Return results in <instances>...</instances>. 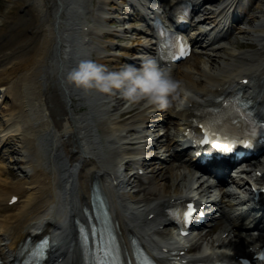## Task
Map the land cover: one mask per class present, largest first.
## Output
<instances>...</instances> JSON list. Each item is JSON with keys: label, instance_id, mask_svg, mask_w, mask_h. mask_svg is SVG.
Here are the masks:
<instances>
[{"label": "bare ground", "instance_id": "1", "mask_svg": "<svg viewBox=\"0 0 264 264\" xmlns=\"http://www.w3.org/2000/svg\"><path fill=\"white\" fill-rule=\"evenodd\" d=\"M185 1L193 6L194 58L178 68L159 61L158 40L140 14L129 16L128 6L162 2L159 7L168 15ZM239 1L0 3V93L11 98V105L0 112V158L6 152L17 155L11 165L0 163L3 264L21 262L26 244L44 235L50 241L44 264H84L78 229L95 221L94 185L108 204L124 264H136L134 241L162 264L252 260L258 243L264 245V237L253 235L264 226V144L245 170L233 166L222 181L215 174L199 176L196 150L189 148L195 142L192 136L201 134L199 113L223 109L238 94L264 116V1L254 0L258 4L247 9ZM151 13L157 14L153 9ZM127 19H137L138 24L110 27ZM244 20L245 26H236ZM232 32L235 36L230 38ZM116 37L128 41L118 44ZM147 57H154L181 82L168 107L147 97L129 102L120 90L79 88L66 79L81 59H97L118 69L128 63L140 65ZM209 127L222 128L217 123ZM214 167L217 173L223 170ZM233 171L235 177L230 175ZM256 196L258 210L252 213L247 205ZM201 198L207 201V223L180 241L170 229L172 213L190 203L200 206ZM211 208L221 217L210 216ZM186 246L195 247L194 253Z\"/></svg>", "mask_w": 264, "mask_h": 264}, {"label": "clouds", "instance_id": "2", "mask_svg": "<svg viewBox=\"0 0 264 264\" xmlns=\"http://www.w3.org/2000/svg\"><path fill=\"white\" fill-rule=\"evenodd\" d=\"M66 79L79 88L105 93L120 90L129 102L147 97L160 107L170 106L173 94L181 86L154 57L145 58L140 65L128 63L118 69H109L97 59L85 58L68 70Z\"/></svg>", "mask_w": 264, "mask_h": 264}, {"label": "rangeland", "instance_id": "3", "mask_svg": "<svg viewBox=\"0 0 264 264\" xmlns=\"http://www.w3.org/2000/svg\"><path fill=\"white\" fill-rule=\"evenodd\" d=\"M214 1H217V0H214ZM264 1V0H263ZM3 2V0H0V3H2ZM209 3H211V2H206V4H208L209 5ZM264 3V2H263ZM219 4V3H218ZM254 4L255 5H257L258 3H255L254 2ZM210 7H212V8H214L215 9V7L216 6H212V5H209ZM113 11H116V10H113ZM249 14H250V16L252 15V11H250V12H248ZM127 24L128 25H130V24H138V22H136V20L135 19H127L126 20V22H122V23H118V22H114V23H112V24H110V27H112V28H115V29H118V28H120V27H125V25L127 26ZM237 27H239V26H245V20L244 21H242L240 24H238V25H236ZM235 35L233 34V32L232 33H230V35H229V37L230 38H233ZM116 39L118 40V44H123V43H126L128 40L127 39H121V38H118V37H116ZM116 51H118L119 50V48H116L115 49ZM247 50H251V49H247ZM120 51V50H119ZM193 58H194V55L192 56V57H190L188 60H186L185 62H183L180 66H179V68H181V67H183V66H185V65H188L189 64V61H192L193 60ZM11 105V98L10 97H7V96H3V94H1L0 93V112L2 111V110H5V109H7L9 106ZM3 118H2V114H0V120H2ZM153 152V151H151V150H148V152ZM4 156V158L3 159H1L0 158V163H2V164H6V165H11V163H10V159L11 158H13V156H17L16 154H12V155H8L7 154V152H6V154H4L3 155ZM137 195H139V194H137ZM220 221H222V220H220Z\"/></svg>", "mask_w": 264, "mask_h": 264}, {"label": "snow or ice", "instance_id": "4", "mask_svg": "<svg viewBox=\"0 0 264 264\" xmlns=\"http://www.w3.org/2000/svg\"><path fill=\"white\" fill-rule=\"evenodd\" d=\"M216 133H213L211 129H206L204 139L205 140H210L212 144H214L217 148H223L225 150H230L229 149V144L222 143L221 140L216 139ZM241 143H248L247 140L241 141ZM195 211L194 207L192 205H188L187 209L184 210L182 214L185 218L191 219L192 213Z\"/></svg>", "mask_w": 264, "mask_h": 264}]
</instances>
